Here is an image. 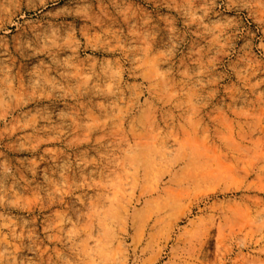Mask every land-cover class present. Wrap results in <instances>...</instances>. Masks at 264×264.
I'll list each match as a JSON object with an SVG mask.
<instances>
[{"label": "rangeland", "instance_id": "rangeland-1", "mask_svg": "<svg viewBox=\"0 0 264 264\" xmlns=\"http://www.w3.org/2000/svg\"><path fill=\"white\" fill-rule=\"evenodd\" d=\"M0 264H264V0H0Z\"/></svg>", "mask_w": 264, "mask_h": 264}]
</instances>
